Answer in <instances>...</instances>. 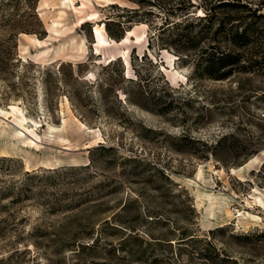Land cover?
I'll list each match as a JSON object with an SVG mask.
<instances>
[{"label": "rangeland", "instance_id": "1", "mask_svg": "<svg viewBox=\"0 0 264 264\" xmlns=\"http://www.w3.org/2000/svg\"><path fill=\"white\" fill-rule=\"evenodd\" d=\"M112 1L0 0V264H264V18Z\"/></svg>", "mask_w": 264, "mask_h": 264}, {"label": "trees", "instance_id": "2", "mask_svg": "<svg viewBox=\"0 0 264 264\" xmlns=\"http://www.w3.org/2000/svg\"><path fill=\"white\" fill-rule=\"evenodd\" d=\"M213 2L214 4L210 5L208 9H204L205 15L198 18V20L201 22H207L208 26H212L216 22L218 27L215 30V36L221 32H225V26H227L231 21L240 20H236V17H233L234 15L232 14H238L241 11H246L248 17L251 18V21L264 18V14L261 13L264 8V2L260 4H253L250 0H213ZM105 27L107 33L110 35L108 24H106ZM236 28L237 26L231 27L228 33H226V36L233 45L238 46L247 40L252 31L251 25H247L241 33ZM229 58L230 56L226 54L213 57L212 60L207 62L206 71L210 73L214 70H218L220 67H226L228 63L231 62L229 61Z\"/></svg>", "mask_w": 264, "mask_h": 264}, {"label": "bare ground", "instance_id": "3", "mask_svg": "<svg viewBox=\"0 0 264 264\" xmlns=\"http://www.w3.org/2000/svg\"><path fill=\"white\" fill-rule=\"evenodd\" d=\"M95 1H97V2H100V3H102V4H104V5H109V4H113L114 3V1H112V0H95ZM62 5L64 6V7H69V5H68V3L66 4V3H62ZM62 13V12H61ZM57 25H58V23H53L52 24V26H51V28H50V32H51V34L52 35H57L59 32H58V29H57ZM38 46H42V42H40V41H38V40H33ZM98 43H100V41H98ZM84 46L83 45H81V46H79V51L80 52H82L83 50H84V48H83ZM34 125H36V123H34ZM257 161V159H252V160H250L249 162H247L246 163V165L245 166H243V167H241L240 169H243V168H245V167H250L251 165H253L255 162ZM200 173V172H199ZM232 173H235V170H232ZM199 175V174H198ZM256 192H258L257 190H256ZM211 193V192H210ZM197 196V195H196ZM215 196V195H214ZM254 199H255V202L260 206V207H262V208H264V201H263V199L260 197V196H257V197H254ZM214 202V201H213ZM226 209V208H225ZM239 217H241L242 216V214L240 213L239 215H238ZM242 218V217H241ZM246 219V218H245ZM220 225V224H219ZM224 226V225H223Z\"/></svg>", "mask_w": 264, "mask_h": 264}]
</instances>
